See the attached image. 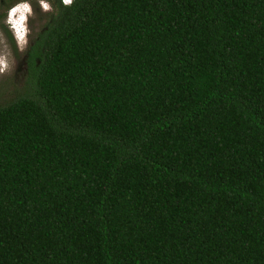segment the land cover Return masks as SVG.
<instances>
[{"label": "trees", "instance_id": "trees-1", "mask_svg": "<svg viewBox=\"0 0 264 264\" xmlns=\"http://www.w3.org/2000/svg\"><path fill=\"white\" fill-rule=\"evenodd\" d=\"M47 1L0 264H264V0Z\"/></svg>", "mask_w": 264, "mask_h": 264}, {"label": "rangeland", "instance_id": "rangeland-1", "mask_svg": "<svg viewBox=\"0 0 264 264\" xmlns=\"http://www.w3.org/2000/svg\"><path fill=\"white\" fill-rule=\"evenodd\" d=\"M41 2L31 6L30 18L28 19L29 34L27 35L28 44L35 38L36 33L42 28L43 24L47 22V15L52 12V7L47 0H40ZM16 4H29L28 0H19ZM47 5V8L44 7ZM13 6V5H12ZM25 10L24 8H22ZM19 10V9H18ZM26 12V10H25ZM28 15V14H26ZM12 29V28H11ZM0 52V105L9 102L17 96L30 94L31 88L21 78V73L16 67L21 53L7 55L5 51ZM6 55H5V54ZM3 55V57H2ZM14 62L9 68L10 63ZM7 65V66H6ZM9 68V69H8Z\"/></svg>", "mask_w": 264, "mask_h": 264}, {"label": "flooded vegetation", "instance_id": "flooded-vegetation-1", "mask_svg": "<svg viewBox=\"0 0 264 264\" xmlns=\"http://www.w3.org/2000/svg\"><path fill=\"white\" fill-rule=\"evenodd\" d=\"M19 0H0V52L1 50L5 51L7 55L11 54H19L22 52V55L18 58V64L16 67L19 69L21 73V78L24 80L25 77L28 75L27 71V66H26V59H25V54L24 52L28 48V38L27 35L29 34V29H28V19L30 18V12L31 6L36 5V3L41 2L40 0H28V15L25 16V21H24V26H25V35H24V43L22 45L18 44L14 38V33L13 30L10 28L8 25L7 21V15H8V9L15 4ZM34 4V5H33ZM19 11L16 9V12ZM22 13H25V10H21ZM4 53V54H5ZM5 54V55H6ZM14 64L12 61L10 63L9 68ZM7 66V65H6ZM8 68V69H9ZM1 70V69H0Z\"/></svg>", "mask_w": 264, "mask_h": 264}, {"label": "clouds", "instance_id": "clouds-1", "mask_svg": "<svg viewBox=\"0 0 264 264\" xmlns=\"http://www.w3.org/2000/svg\"><path fill=\"white\" fill-rule=\"evenodd\" d=\"M63 2V1H62ZM24 8L26 10L25 13H22L21 10ZM13 9H19V11L13 12ZM28 13V5L27 4H16L11 6L8 9V15H7V21L10 28H12L14 33V38L16 42L20 45H22L25 41L24 35H25V16ZM3 57V55H2Z\"/></svg>", "mask_w": 264, "mask_h": 264}, {"label": "snow or ice", "instance_id": "snow-or-ice-1", "mask_svg": "<svg viewBox=\"0 0 264 264\" xmlns=\"http://www.w3.org/2000/svg\"><path fill=\"white\" fill-rule=\"evenodd\" d=\"M64 2H65V3H69V2H70V0H64ZM44 7H45V8H47V5H44ZM12 11H13V12H15V11H16V9H13Z\"/></svg>", "mask_w": 264, "mask_h": 264}, {"label": "built area", "instance_id": "built-area-1", "mask_svg": "<svg viewBox=\"0 0 264 264\" xmlns=\"http://www.w3.org/2000/svg\"><path fill=\"white\" fill-rule=\"evenodd\" d=\"M62 1H63V3H65L64 0H62ZM66 4H67V3H66Z\"/></svg>", "mask_w": 264, "mask_h": 264}]
</instances>
